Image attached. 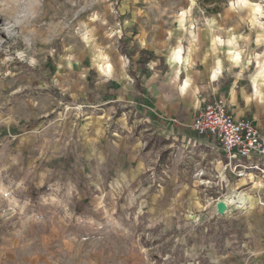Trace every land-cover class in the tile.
<instances>
[{"label": "rangeland", "instance_id": "1", "mask_svg": "<svg viewBox=\"0 0 264 264\" xmlns=\"http://www.w3.org/2000/svg\"><path fill=\"white\" fill-rule=\"evenodd\" d=\"M12 3L31 15L9 37ZM196 3L193 45L174 15L189 0H0V264H264V177H237L191 129L217 57L221 85L258 71L209 55L206 21L247 35L250 10ZM180 37L183 66L168 63Z\"/></svg>", "mask_w": 264, "mask_h": 264}, {"label": "clouds", "instance_id": "2", "mask_svg": "<svg viewBox=\"0 0 264 264\" xmlns=\"http://www.w3.org/2000/svg\"><path fill=\"white\" fill-rule=\"evenodd\" d=\"M196 7V0H189V6L187 8H182L178 13H174L178 29L189 32L192 36L193 45L196 43V36L191 32V29L195 28L196 24L190 23V21L193 9ZM6 8L12 11V20L14 23L9 24L8 27L4 29V32L11 37L17 35V33L13 31L14 28L21 27L23 30V28L27 27L25 21L31 15V5L24 3H12L6 5ZM227 9L231 12L250 10V20L247 21L250 26V32L245 35L243 33H237L234 28H228L226 30L224 28H217V20L215 18L207 19L206 24L211 34L209 55L215 54L218 50H226L227 60L230 62L231 66L238 67L241 71L246 70L255 61L258 71H255V75L251 78V85L254 90V94L258 96L261 101H264V92L259 90L260 88H264V0H227ZM167 11L168 9H164V13ZM91 18L93 20L99 19L96 15H93ZM83 27L87 28V25H83ZM257 29L259 31H257ZM76 32L79 33L81 39L86 45L89 44L91 39L90 29L81 32L80 28L77 27ZM253 32H255V36L252 35ZM112 35H116V33L114 32ZM171 37L172 33H169V38L171 39ZM184 39V37L177 39L176 46L171 49V56L168 59V63L186 64L189 62V58L184 54ZM240 41L245 42L243 47L241 46ZM44 43H48V41L45 40ZM249 44H254L255 47L251 48V53L246 54L247 50L250 48ZM257 49H259V51H257ZM194 50L198 51V49H194L192 47L188 49L189 53H192ZM54 52L55 48H53L52 52L49 54L51 55ZM17 57H19L21 61L27 60L28 64L32 67H35L38 63L35 56L28 57L25 51L17 52ZM72 58V56L65 57V59L68 60H71ZM104 59L108 60L109 57L104 56ZM3 62L8 61L5 60ZM202 62L206 64L207 57H205ZM224 65V59L219 57L215 59L214 66L208 69L211 81H217L224 75ZM69 67H71L70 64ZM108 68L111 70L112 65L109 64ZM100 70L104 71L103 67H101ZM177 75H180L179 70L177 71ZM190 85L191 78L185 79L180 89L181 93L184 94Z\"/></svg>", "mask_w": 264, "mask_h": 264}, {"label": "built area", "instance_id": "3", "mask_svg": "<svg viewBox=\"0 0 264 264\" xmlns=\"http://www.w3.org/2000/svg\"><path fill=\"white\" fill-rule=\"evenodd\" d=\"M191 129L200 139L218 144L226 168L234 169L237 177H264V136L252 120L236 119L224 99L201 106Z\"/></svg>", "mask_w": 264, "mask_h": 264}, {"label": "crops", "instance_id": "4", "mask_svg": "<svg viewBox=\"0 0 264 264\" xmlns=\"http://www.w3.org/2000/svg\"><path fill=\"white\" fill-rule=\"evenodd\" d=\"M208 79L212 84L209 96H213L215 99H224L229 111L236 119L252 120L264 136V101L254 94L251 83L241 84L240 80H236L226 86L221 85L222 78L211 81L208 76ZM259 90L264 92L263 89Z\"/></svg>", "mask_w": 264, "mask_h": 264}, {"label": "trees", "instance_id": "5", "mask_svg": "<svg viewBox=\"0 0 264 264\" xmlns=\"http://www.w3.org/2000/svg\"><path fill=\"white\" fill-rule=\"evenodd\" d=\"M141 58L138 62V65L140 68H142L144 71L146 70V67L149 64V61L155 57V55L148 51V50H141L140 51Z\"/></svg>", "mask_w": 264, "mask_h": 264}, {"label": "bare ground", "instance_id": "6", "mask_svg": "<svg viewBox=\"0 0 264 264\" xmlns=\"http://www.w3.org/2000/svg\"><path fill=\"white\" fill-rule=\"evenodd\" d=\"M178 65H183V64H178ZM247 200H248V198H246L245 195L239 193L235 197L230 196L229 198H227L226 199V205H229V204H232V205L233 204H241V203L246 202Z\"/></svg>", "mask_w": 264, "mask_h": 264}]
</instances>
